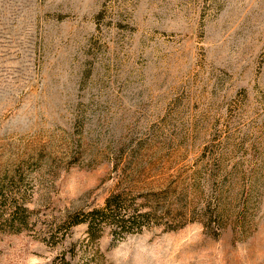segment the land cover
I'll return each mask as SVG.
<instances>
[{
  "label": "rangeland",
  "instance_id": "374dc122",
  "mask_svg": "<svg viewBox=\"0 0 264 264\" xmlns=\"http://www.w3.org/2000/svg\"><path fill=\"white\" fill-rule=\"evenodd\" d=\"M0 264H264V0H0Z\"/></svg>",
  "mask_w": 264,
  "mask_h": 264
},
{
  "label": "trees",
  "instance_id": "16d2710c",
  "mask_svg": "<svg viewBox=\"0 0 264 264\" xmlns=\"http://www.w3.org/2000/svg\"><path fill=\"white\" fill-rule=\"evenodd\" d=\"M113 201L111 200V198L107 199L105 207L102 209H95L92 210V212L90 213V221H88V229H91L93 224L97 221H104L107 223H112L114 224V226H116L115 228H119V229H126V228H133L134 226H136V222H134L133 220L130 221V224L127 225V221H119V219H117V215L116 214H112V212L114 211V207L111 208V206L113 204H115L116 199L114 198V203H112ZM117 209H115L116 212ZM106 212V213H105Z\"/></svg>",
  "mask_w": 264,
  "mask_h": 264
}]
</instances>
